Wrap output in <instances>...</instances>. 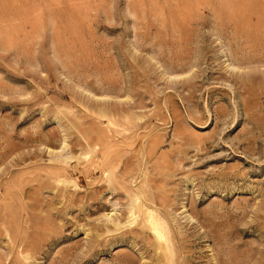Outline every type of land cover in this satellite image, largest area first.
Returning <instances> with one entry per match:
<instances>
[{"label":"rangeland","instance_id":"obj_1","mask_svg":"<svg viewBox=\"0 0 264 264\" xmlns=\"http://www.w3.org/2000/svg\"><path fill=\"white\" fill-rule=\"evenodd\" d=\"M263 203L264 0H0V264H264Z\"/></svg>","mask_w":264,"mask_h":264},{"label":"bare ground","instance_id":"obj_2","mask_svg":"<svg viewBox=\"0 0 264 264\" xmlns=\"http://www.w3.org/2000/svg\"><path fill=\"white\" fill-rule=\"evenodd\" d=\"M183 78V77H182ZM102 111V110H101ZM105 111V110H104ZM108 111V110H107ZM110 111V110H109ZM113 135H116V133H112ZM122 137V135H118V137ZM116 137V136H115ZM65 143V142H64ZM113 143H114V140H113ZM115 144V143H114ZM96 145H97V143H96ZM111 146V145H110ZM119 146V145H118ZM120 146H122V145H120ZM88 147V146H87ZM89 147L91 148V151H92V154H91V157L92 158H94V157H96V154H95V152H93L94 151V147H95V141H90V143H89ZM68 148V145H66V143L64 144V147L61 149V153H64L65 152V150ZM106 148V147H105ZM114 148V147H113ZM112 148V149H113ZM116 149V148H115ZM117 150H119V149H117ZM53 153V152H52ZM63 155V154H62ZM107 156H109V155H107ZM97 161V160H96ZM110 161V160H109ZM101 162V161H100ZM64 163H65V166H75L76 165V163H77V160H75L74 158H72V157H67V158H65L64 159ZM95 166V165H94ZM99 166V168H98V171H100V170H105V168H106V162H103L102 163V165H98ZM129 166V162L126 164V166H125V169L127 168ZM91 167V166H90ZM97 167V166H96ZM66 168V167H65ZM95 168V167H94ZM68 169V168H67ZM70 169V168H69ZM68 169V170H69ZM88 170V169H87ZM129 170V169H128ZM127 170V171H128ZM124 171V170H123ZM73 173V172H72ZM97 173H99V172H96L95 171V169H93V170H91L90 171V173H89V175H93V174H97ZM76 174V173H75ZM74 175V174H73ZM75 176V175H74ZM80 176V175H79ZM107 176H109V175H107ZM85 177V176H84ZM123 177V176H122ZM121 177V178H122ZM85 179V178H84ZM89 179V178H88ZM110 179V178H109ZM91 181H92V179H90ZM95 180V179H94ZM118 180V179H117ZM87 181V180H86ZM94 182V181H93ZM108 183H111V182H109L108 181ZM117 183V182H116ZM87 184H88V182H87ZM118 184V183H117ZM116 184V185H117ZM90 186H92V185H90ZM120 186V185H119ZM99 190H100V188H99ZM102 190V189H101ZM264 204V203H263ZM263 209H264V206H263ZM260 211V214H261V212H262V215H261V217H260V220H262V221H264V210H262V208L259 210V209H257V211L256 212H259ZM53 214V213H52ZM112 219V217L111 216H109L108 217V220H110V221H112L111 220ZM130 221H131V219H130ZM129 222V221H128ZM121 224H117L116 225V230H115V232H118V231H121L122 229H125V228H130V227H132L133 225H134V222H130V223H128V226H123V227H121L120 226ZM147 229H149V228H147ZM264 229V227L261 229V232H262V230ZM130 231V230H129ZM126 232L125 234H123L122 235V239L124 240V238H126V239H128L130 236L132 237V239L137 243L138 242V240H140L141 241V239H140V236H138L137 234H136V232H137V229L135 228V229H131V231L130 232ZM102 233V232H101ZM105 233V232H104ZM108 233H110V232H108ZM94 235V234H93ZM180 236V235H179ZM184 236V235H183ZM200 236V235H199ZM91 237V236H90ZM99 237V236H98ZM96 238V237H95ZM264 238V237H263ZM92 239V238H91ZM118 239V238H117ZM125 239V240H126ZM187 239V238H186ZM185 239V240H186ZM90 240V239H89ZM93 240V239H92ZM159 240H160V238H159ZM139 241V242H140ZM177 241H178V243H179V245L180 246H183V244L185 243L184 242V237H180V239H179V237L177 236ZM174 242V241H173ZM264 242V239H263V241H262V243ZM89 243H90V241H89ZM97 243H98V241H97ZM96 243V244H97ZM174 244V243H173ZM173 244H172V248H173V250H171L170 252H169V250L168 249H170V248H168L167 250H163L162 252H163V257H165V261L166 260H168V262L170 263V257L172 258V260L174 259V256H177V254H179V252H181L182 250H184V248H185V246L183 247V248H181V251H177V249L173 246ZM94 245V244H93ZM147 245V244H146ZM149 248V247H148ZM96 248L94 247V248H92L91 250H90V255L92 256V255H95L96 254V251H94ZM148 250V249H147ZM263 251V250H262ZM130 256V255H129ZM160 258V257H159ZM129 258H127L126 257V260H123V262L121 263V264H136V262L134 261H132V260H128ZM143 259V258H142ZM158 260V259H157ZM214 261L216 262V263H214V264H222L221 263V259H220V257L218 258V260L216 261L215 259H214ZM162 262H164L163 260H158V263L157 264H162Z\"/></svg>","mask_w":264,"mask_h":264}]
</instances>
